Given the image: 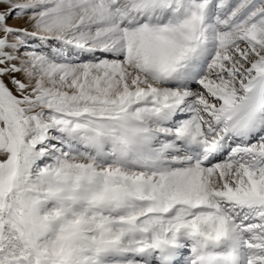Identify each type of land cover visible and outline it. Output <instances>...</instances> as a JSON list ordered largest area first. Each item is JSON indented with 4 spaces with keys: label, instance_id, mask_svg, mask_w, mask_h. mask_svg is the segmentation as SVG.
Returning a JSON list of instances; mask_svg holds the SVG:
<instances>
[{
    "label": "snow or ice",
    "instance_id": "6c2138e0",
    "mask_svg": "<svg viewBox=\"0 0 264 264\" xmlns=\"http://www.w3.org/2000/svg\"><path fill=\"white\" fill-rule=\"evenodd\" d=\"M0 264H264V0H0Z\"/></svg>",
    "mask_w": 264,
    "mask_h": 264
}]
</instances>
